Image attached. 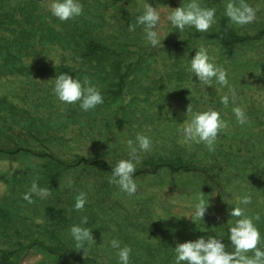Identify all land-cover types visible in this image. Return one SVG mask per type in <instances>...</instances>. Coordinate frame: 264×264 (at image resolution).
<instances>
[{
  "label": "rangeland",
  "instance_id": "rangeland-1",
  "mask_svg": "<svg viewBox=\"0 0 264 264\" xmlns=\"http://www.w3.org/2000/svg\"><path fill=\"white\" fill-rule=\"evenodd\" d=\"M48 2L0 0V171L15 168L17 176L12 193L14 178L0 172V249H11L16 264H119L108 244L118 238L131 247V264H175L176 243L215 235L234 251L227 221L235 218L228 210L248 192L251 203L240 206L245 212L254 208L252 217L261 220L254 224L264 238V0H246L257 10L256 20L246 25L224 14L229 0H200L201 6L216 8L215 23L206 32L194 27L179 32L167 20L171 9L188 0H146L160 13L161 38L167 34L160 47L146 43L143 26L136 24L144 0H81L83 15L67 21L51 16ZM222 20L252 38L228 46L229 51L211 37ZM129 24L136 25L134 31ZM201 46L227 69L236 103L247 114L245 125L237 124L231 105L219 102L227 87L204 86L186 71ZM60 72L87 78L104 103L87 112L78 102L61 103L51 80ZM189 103L196 110L215 108L228 122L215 151L203 143H183L180 128ZM137 132L153 142L149 152L140 153L137 169L158 157L203 169L138 173L137 192L129 196L109 183L105 167L70 164L83 156L114 166L127 158L126 140ZM33 180L49 187L47 198L37 197L29 207L24 199H8L23 196ZM81 191L88 202L77 211ZM201 192L209 198L204 221L193 211ZM85 215L96 243L83 253L69 229Z\"/></svg>",
  "mask_w": 264,
  "mask_h": 264
},
{
  "label": "clouds",
  "instance_id": "clouds-1",
  "mask_svg": "<svg viewBox=\"0 0 264 264\" xmlns=\"http://www.w3.org/2000/svg\"><path fill=\"white\" fill-rule=\"evenodd\" d=\"M48 10L51 16L60 21H67L83 15L84 5L81 0H49ZM256 12L257 10L246 0H238V2L229 0L224 14L234 24L246 25L256 20ZM215 17L216 8L203 7L200 0H188L187 3L181 2V6L171 9L167 20L173 30L179 32L186 27H194L197 31L206 32L215 23ZM160 20L161 16L157 8L144 0V10L136 17V24L143 26L144 40L152 47H160L167 36V34L163 38L160 36L158 31ZM135 26L129 24V30L134 31ZM195 49L194 56L188 59L186 71L190 72L192 77L195 75L204 86L212 87L215 83L227 87L228 92L220 96L219 102L225 108L231 105L237 124L245 125L248 120L247 114L244 108L236 103V93L234 87L230 85L227 69L217 64L205 47ZM51 80L54 81L52 92L63 104L78 102L80 109L87 112L104 103L99 88L87 78L81 81L68 73L60 72ZM185 115L187 119L183 120L180 128L183 143L187 145L203 143L208 151H215L219 134L228 128V122L222 118L220 111L212 107L196 110L189 103ZM126 144L127 158L119 159L112 167L109 183L117 185L121 192L132 196L138 188L134 174L143 158L140 153L149 152L153 142L148 135L137 132L134 139L126 140ZM50 193L49 187H41L36 180H33L28 191L23 194V199L31 204L34 203L35 198L45 199ZM203 194L201 192L200 198L193 205L194 216L202 221L209 207V198L205 201ZM236 199L238 205L228 210V213L230 217L237 219L227 221L228 240L234 251L227 250L229 245H226L222 238H217L215 235L200 236L195 240L178 242L175 247H171L175 253V264H264V248L258 247L264 238L253 223V219L259 220L260 217L247 216L244 208L240 206L250 204L251 196L243 195ZM87 202V193L79 192L75 197L74 209L83 210ZM182 217H190L193 221L192 216ZM88 221L86 215L82 216L80 223L71 225L69 229L76 250L82 249L83 253L86 246L90 247L96 243L91 228L85 226ZM108 244L116 250L119 264H131L132 249L129 245L123 244L118 238L110 239ZM249 251L253 254L248 255Z\"/></svg>",
  "mask_w": 264,
  "mask_h": 264
},
{
  "label": "trees",
  "instance_id": "trees-1",
  "mask_svg": "<svg viewBox=\"0 0 264 264\" xmlns=\"http://www.w3.org/2000/svg\"><path fill=\"white\" fill-rule=\"evenodd\" d=\"M1 24L2 23L0 21V30H2L4 28L3 25H1ZM258 36H259V34H256V37H258ZM211 37L218 40V42L221 43L222 45L228 47V46H231L237 42H241V41H244L246 39H251L252 35L238 34L234 29L229 27L222 20L220 23L219 29L217 31H215L213 34H211ZM228 50L230 51V47H228ZM19 147H17L16 150ZM34 153L40 154V155H46L47 154V152H45V151L44 152L34 151ZM77 162H83V163L89 162L91 164L100 165V166L105 167V169H107L110 173H111V170L113 167L101 159H88V158H85L83 156L79 157L76 161H73L70 164L77 163ZM144 163H145L144 165L140 166L137 169V171L134 175H136L138 173H142V172L153 173L154 171H157L158 169H161V168H169L170 170H173V171L188 170V169H195V170L203 169L200 165L189 164V163L181 160L180 158H178V159H169V158L166 159V158H161V157L150 158V159L146 160ZM247 195H250V193L248 192ZM253 210H254V208L247 210L245 212V214L249 217H252ZM262 214L264 215L263 212H261V216H262ZM34 215H37V214L35 213ZM234 218L237 219L236 217H234ZM260 222H261V220L253 219V223H255V224L256 223L260 224ZM261 226H263L262 223H261ZM34 243H38L42 246H46L50 250L56 251L55 248H51L50 246L45 245L41 241L35 240ZM71 253L75 255V253L73 251H71ZM0 264H16L14 254H13V251L11 249H0Z\"/></svg>",
  "mask_w": 264,
  "mask_h": 264
},
{
  "label": "crops",
  "instance_id": "crops-1",
  "mask_svg": "<svg viewBox=\"0 0 264 264\" xmlns=\"http://www.w3.org/2000/svg\"><path fill=\"white\" fill-rule=\"evenodd\" d=\"M18 149H20V148H18ZM17 149V150H18ZM7 151H13V152H16V148H13V149H7ZM29 151H31V152H33L34 153V151L33 150H29ZM35 151H42V150H35ZM37 155H40V154H37ZM42 157L43 156H45V155H41ZM9 163V162H8ZM10 164V163H9ZM3 168H5V169H3V170H1L2 172H4V173H6L7 175L5 176L4 175V177H13L14 179H12L11 178V181H9V183H11V186H10V188L9 189H11V188H13V192L12 193H15L16 192V187H15V185H16V181H17V179H16V173H15V168L13 169V170H9V168L10 167H7V169H6V166H4ZM0 171V172H1ZM1 174V173H0ZM21 183V182H20ZM13 185V186H12ZM21 185V184H20ZM25 188V187H24ZM26 189V188H25ZM27 192V191H26ZM25 192H22V194L21 195H23ZM23 199V196H19V197H16V196H12L11 198H9L8 197V199H14V200H16V199ZM30 206V204L28 205V207ZM29 209V208H28Z\"/></svg>",
  "mask_w": 264,
  "mask_h": 264
}]
</instances>
